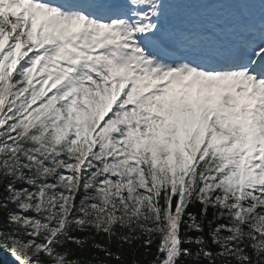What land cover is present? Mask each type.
<instances>
[{"label":"snow or ice","instance_id":"6c2138e0","mask_svg":"<svg viewBox=\"0 0 264 264\" xmlns=\"http://www.w3.org/2000/svg\"><path fill=\"white\" fill-rule=\"evenodd\" d=\"M0 248L264 264V0H0Z\"/></svg>","mask_w":264,"mask_h":264},{"label":"rangeland","instance_id":"374dc122","mask_svg":"<svg viewBox=\"0 0 264 264\" xmlns=\"http://www.w3.org/2000/svg\"><path fill=\"white\" fill-rule=\"evenodd\" d=\"M0 256L2 257L3 261L6 264H16V262L13 260V258L11 257V255L9 253H7L5 250H3L1 252Z\"/></svg>","mask_w":264,"mask_h":264},{"label":"trees","instance_id":"16d2710c","mask_svg":"<svg viewBox=\"0 0 264 264\" xmlns=\"http://www.w3.org/2000/svg\"><path fill=\"white\" fill-rule=\"evenodd\" d=\"M3 250H4L3 248H0V254H1V252H2ZM0 264H6V263L3 261V259H2L1 256H0Z\"/></svg>","mask_w":264,"mask_h":264}]
</instances>
